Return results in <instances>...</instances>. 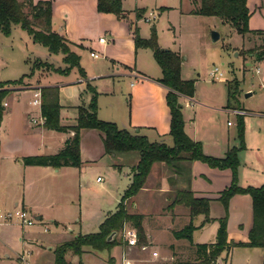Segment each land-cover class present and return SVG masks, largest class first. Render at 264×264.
I'll return each instance as SVG.
<instances>
[{
	"label": "crops",
	"instance_id": "0c3cea01",
	"mask_svg": "<svg viewBox=\"0 0 264 264\" xmlns=\"http://www.w3.org/2000/svg\"><path fill=\"white\" fill-rule=\"evenodd\" d=\"M40 1L48 0H32V3L35 5ZM187 1L188 7L190 8L189 14L195 16L193 11L199 8L200 0ZM51 2L52 29L67 39L70 50L79 56V60L81 52L88 51L89 57L90 53H95L98 55L97 59L104 57L109 61V64L104 65V70L100 73L92 76H87V74H85L86 79L84 80L76 78V80L65 81L61 79L66 76L53 73H41L43 76H38L42 79L38 80L37 78V80L28 81V90L14 88L15 90H11L7 94L3 102V104L6 105L3 107L0 121V173H4L9 177H6L4 179L5 181L0 183L4 186L3 198L0 201V214L5 211H12L15 208H22L29 213L32 219L41 222L42 225L50 223L55 228L67 230V225L70 223L69 220H66L67 223L65 224L58 220V217L50 216L47 213L49 210H53L57 207L61 199L65 200V204L68 208H70L74 202H77V205L81 207V194L86 187L85 177L96 166L98 167L101 161L104 162L106 156L109 158L108 162H104L106 163V168L122 171V174L127 180V184L125 183L124 189L121 190V192L116 191L115 195H113V201L115 203L113 210L108 211L106 215L104 214L103 218L99 220L97 226L99 229L104 219L113 214L115 209L117 210L116 207L120 202V198L131 182L132 173H129V166L122 157L121 161L120 157L117 155H106L103 149L101 134L91 129L82 130L80 133V167L63 166L60 168H52L25 166L22 162L23 158L55 155L64 148L66 142L69 141L72 136V133L69 132H56L47 130L43 127V124L39 121V109L30 104L33 89L36 87L56 86L60 90L63 86L78 83H84L86 85V82L99 79H111L112 82L114 79L127 81L129 82L130 89L126 100L131 105V108H125L128 112L127 116H124L123 111H121L120 128L126 129L131 133L143 135L150 142H162L167 140L169 137L170 115L165 101L167 89L158 83V80L161 78L160 68L158 67V76H148L144 72L137 70L135 63H133L131 59L125 60L113 56L112 45H109V40L113 41L114 39L111 31L105 32L108 37L99 33L100 35L98 34L97 39L93 33L94 30L99 27L100 21L105 20V18L111 19L115 22L118 28V34L124 39L129 53L132 51L135 52L132 31L134 25L131 22H133L132 20L135 18L136 11H144L139 22L144 16L147 17L149 14L155 16L152 21H156L160 13L167 12L171 8L163 6L155 8V10L147 13L146 9L135 6L133 9V18L128 16L125 20H118L112 14L98 13L96 10V0H51ZM246 3L250 13L248 20L249 30H264V0H247ZM123 11L129 12L124 8ZM139 22H137L138 32L140 29ZM169 30H172L174 33V28L171 25L169 26ZM101 37H104L106 40L104 44L98 42V39ZM95 46L97 50L94 49ZM159 46L162 49H167L161 44H159ZM178 54L180 55V53ZM38 73L40 74V72ZM254 75H256L257 85L255 87L251 85L250 88L246 90L245 96L252 97L255 93H258V96L262 98L264 102V60L257 63ZM224 81L225 80H221L219 82L226 84ZM97 94L99 95L98 92ZM181 97L184 98V96ZM90 98L91 95H83L79 92L78 104L66 107L71 113V120L63 121V118L60 117L61 124L64 126L73 125L76 119V108L81 104L87 105ZM192 99L197 100L195 94ZM226 104L227 94L225 106L211 107L205 105L203 108L219 111L224 114L234 111V115L243 116L245 148H247V145L249 146L250 142L248 135H246L247 120L253 125L255 134L258 136L256 137V135H254L256 139L251 142L264 141V111L259 109H242L243 111L232 108L229 109L226 108ZM199 106L202 105L192 106L191 108L195 109L194 112H201V114L204 115L209 114L205 109H199ZM61 108L63 107L61 106ZM182 115L185 133L193 141L201 144L202 152L205 156L222 159L229 149L239 146V143L234 144L233 138L228 132L219 131L218 133L216 127L211 124L208 125L206 133H202V131H199L197 128L195 121L184 115L183 109ZM105 122L116 124L109 120ZM228 125L229 123H227V126ZM263 147L264 146H261V149ZM246 150L240 151L237 155L239 161L237 169L238 186L241 188L260 187L264 185V152L263 155L259 152H255L257 155L255 154L253 161H251V155L250 157L245 155ZM125 156L127 155L125 154ZM255 169L259 172V176L256 177V180L252 179L255 176H253L250 181L246 182L243 180L245 175L251 172L253 173ZM98 178L100 177L96 178V183L102 185V180L98 182ZM230 181L231 173L229 170L212 169L199 161H181L174 167L167 166L163 163L154 164L147 177L145 186L128 203L129 206L136 209V211L133 210L135 212H129L130 214H137L143 217L142 227L146 238L145 249L130 247L126 241H122L120 245L108 251L106 261L108 262L110 258L109 264H124V261L127 260L132 264H157V261H155L157 259H161L158 261L159 263L160 261L164 263L168 259H171V262H173L180 256L182 253L181 251L188 253L192 257L194 254L192 245L211 244L215 241L216 231L218 229L217 219L223 216V208L217 201V198L219 193L229 186ZM100 190L107 191V188L102 186ZM182 190H189L196 197H203L209 200L210 222L203 224L204 216L199 215L191 218L188 209L181 205L172 204L175 193ZM148 199L151 200V203L159 200L161 209L155 212L148 208H144ZM72 218H74V214ZM190 222L195 227L192 233L191 243L185 239H175L173 233L180 231ZM250 226V197L248 195L233 196L228 205V241L246 243ZM20 227L22 229L26 228ZM15 228L16 226L13 223L0 226V246L4 252L13 250L18 243L23 246V243L28 241L25 240L23 236L24 232L21 231L22 234L19 231L16 232ZM129 228L133 229L132 226L127 223L124 225L121 232ZM205 230H210L209 233H211V235L213 234V240H208V242L193 240L198 233L204 232ZM72 231V229L69 230L70 233H72ZM44 232H47L46 228ZM209 236L210 235H208V237ZM51 249L52 248H49L48 250ZM150 249L158 250L161 257L154 258L152 256L153 251L149 252ZM133 250L141 255V258H131ZM148 253L150 254L147 259L145 258V254ZM234 255L240 256L242 264H252V256H255L256 260L259 258L260 264H264V249L259 248H232L227 254L223 253L218 261L223 260L226 264H234ZM4 257L10 259L7 254H5ZM16 259L20 261L18 257H16ZM50 263L52 264V261H50L49 264Z\"/></svg>",
	"mask_w": 264,
	"mask_h": 264
},
{
	"label": "rangeland",
	"instance_id": "374dc122",
	"mask_svg": "<svg viewBox=\"0 0 264 264\" xmlns=\"http://www.w3.org/2000/svg\"><path fill=\"white\" fill-rule=\"evenodd\" d=\"M187 3V0H123L122 8L130 12H124L126 16L125 19H127L128 16L133 18V9L135 6L146 9L147 13L155 10V8L163 6L171 8L167 12L160 13L159 17L156 18V21H152L153 19H150L146 14L147 17L144 16L140 22L139 20H136V18H133V22L131 23L134 27H137V22H139V34L142 38H147L149 36L150 28L153 25L156 29L159 44L170 51L180 53V56L182 57L180 76L183 80H191L194 82V94L197 98V100L193 99V101L190 102L188 99L180 97L184 115L193 119L197 128L199 131H202V133H206L208 125L212 124L216 127V130H218V133L219 131L225 133L228 132L233 138L234 144L239 143L237 138L236 115L231 112H226L224 114L219 111L217 112L203 108L205 105L211 107L225 106L226 101V84L213 80L209 76V73L212 69L217 68L219 71H223L225 77L224 82L234 79L240 82V93L237 96L238 105L233 103V106L245 110L259 109L264 111V102L262 98L258 96V93H255L252 97L245 96L246 90L250 88L251 85L254 87L257 85L256 75H254L257 62L254 61V56L248 54V51H254L258 47L264 45V42L261 41L262 36H240L236 34L228 24L222 22L218 18L190 15V8ZM146 18L150 19V21L145 20ZM170 25L174 28V33L172 30H169ZM107 31H111L114 38L113 41L109 40V45H112L113 56L125 60L131 59V61L135 63L137 70L144 72L151 77L158 76L159 68L153 60L151 51L138 48L135 49V52L132 51L129 53L124 39L118 34V28L113 20L105 18V20L100 21L99 27L94 30L93 34L96 39L99 33L108 37L105 33ZM212 32L217 33L219 36L216 41H212L211 39ZM94 49L97 50L96 46ZM80 56L79 65L87 76L102 72L104 70V65L109 64V61L104 57L92 60L89 57L88 51H82ZM37 58L52 64L54 67H64L61 62L60 54H49L44 47L33 43L28 34L19 27H15L8 37H5L0 33V82L4 83V81L18 80L25 74L28 76L30 74L32 63ZM38 75L40 77L43 76V74L35 72L32 76L25 77L22 81V85L19 86V89L28 90V81L37 80V78L38 80L42 79ZM76 78L80 79L78 71L74 69L68 74V76L63 77L61 80L70 81L76 80ZM88 83L92 87H95L96 91L99 93L96 101L98 119L115 122L120 128L121 111H123L124 116H127L128 112L125 108H131V105L126 100L130 89L129 82L116 79H114L113 82L111 79H99L89 81ZM9 89L14 88L9 87ZM79 92L83 95L89 94L84 83L72 84L60 88L59 103L63 107L60 110V117L63 118V121L71 120V113L66 107L78 104ZM196 105H202L199 106V109L203 108L208 111L209 114L204 115L201 114V112H194L195 109L191 107ZM227 123H229L228 126ZM243 135L245 136V128ZM246 135H248L250 142L249 146L247 145V148L243 151L247 149L245 155H247V157H250L251 155L250 159L253 161L254 155H257L255 152H259L263 155L264 147L261 149V146H264V141H255V143L251 142L258 136L255 134L253 125L249 120L246 121ZM254 135H256V137H254ZM162 142L168 146H172V140L170 137ZM126 155L127 156L121 154L118 157H120L121 161L122 158L125 159V162L129 166V173H132V168L135 167L137 163L138 153L131 152ZM108 161L109 158L105 156L104 162ZM104 162L101 161V166H96L85 177L86 187L81 194V207L77 205V202H74L73 205L68 208L65 204V200L61 199L58 206L53 210H49L47 213L50 216L58 217V220L65 224L67 223L66 220H69L70 223L67 225V230L63 228H55L50 223L42 225L41 222L38 221H35L32 226L22 229L13 221L12 223L16 226V232L23 231V236L25 240L28 241H25L23 246L18 243L13 250L6 252H4L0 246V264H49L50 261H52L53 264L56 247L65 243H71L77 235L96 233L98 231L97 226L99 220L103 218V215H106L108 211L113 210L115 204L113 201V195H115L116 191L121 192V190L124 189L125 183L127 184V180L122 174V171L106 168V163ZM253 176L255 177L252 178ZM258 176L259 172L255 169L253 173L251 172L250 174L245 175L243 180L246 182L250 181L251 178L256 180V177ZM6 177L9 176L0 173V183L5 181L4 179ZM97 177H100L102 180V185L96 183ZM102 186L106 187L108 192L100 190ZM3 193L4 186L0 184V201L3 198ZM126 208L127 212L136 211V209H133L129 204H126ZM144 208L156 212L161 209V205L159 200L151 203V200L148 199ZM6 212L10 211H5L3 213ZM73 214L74 218H72ZM45 228L47 229V232H44ZM71 229L73 230L72 233L69 232ZM209 231L205 230L204 232L198 233L193 240L198 242H208V240H213V234L211 235ZM127 232L134 234L136 237L135 230L129 228L128 230L116 234L112 240L117 242L126 241L125 236L126 234H129ZM208 235L210 236L208 237ZM144 246L145 245H138L136 237V246L133 247L141 249ZM49 248L52 249L48 250ZM152 251L157 252L159 258L160 254L158 250L150 249L149 252ZM181 252L182 253L177 259H192L188 253L184 251ZM5 254H7L10 259H6L4 257ZM149 254L150 253L145 254V258L149 257ZM16 257H18L20 261H18ZM107 257L108 251L106 250L95 251L91 248L84 247L80 256L74 254L72 251H67L64 259L66 264H109L108 262H110L111 259L109 258L107 262ZM131 258L138 259L141 258V255L133 250ZM252 259V264H260L259 258L256 260V257L252 256ZM159 260L161 259L155 260L157 261V264H163L161 263L163 261H160L159 263ZM170 262L171 259H168L164 263ZM217 264L226 263L223 262V260H220ZM234 264H242L239 255H234Z\"/></svg>",
	"mask_w": 264,
	"mask_h": 264
},
{
	"label": "trees",
	"instance_id": "16d2710c",
	"mask_svg": "<svg viewBox=\"0 0 264 264\" xmlns=\"http://www.w3.org/2000/svg\"><path fill=\"white\" fill-rule=\"evenodd\" d=\"M123 0H96L98 13L112 14L118 20L126 18ZM247 0H200L199 8L193 11L194 15L215 17L228 24L240 36H262L264 30L251 31L248 28L249 10ZM52 2L40 1L35 5L32 0H0V33L8 37L15 27L25 31L32 42L44 47L51 55H61L63 68L54 67L39 58L35 59L30 68V74L23 75L15 81L0 83V121L3 113V101L11 88H19L25 77L32 76L35 72L53 73L67 76L72 70H77L79 78L86 79L85 72L79 65V56L74 54L69 47L67 39L52 29ZM144 11L137 10L136 20H140ZM133 42L135 49L143 48L151 51L153 60L161 70L158 83L167 89L165 101L169 109V132L172 146L163 142H150L138 133H131L119 128L116 124L105 122L97 117V92L88 82L86 90L91 95L87 105L81 104L76 108V119L73 125L64 126L60 121L61 106L59 103V88L41 87V116L44 118L43 127L56 132L72 133L64 148L55 155L25 157L22 162L25 166H41L60 168L69 166L78 168L81 165L79 157V141L82 130H96L101 134L104 153L106 155H121L131 152L138 153V162L132 168L131 182L123 192L117 210L106 217L100 224L96 233L78 235L71 243L59 245L55 249L54 264H66L64 256L67 251L76 255L82 254L84 247L95 251H109L120 241H107L112 234L121 233L125 224L129 223L136 232L138 245H145L146 238L142 227V216L127 212L126 204L136 196L145 186L148 175L154 164L163 163L167 166H176L181 161H199L209 168L229 170L231 181L228 187L221 191L217 201L223 208V216L217 219L218 229L215 241L211 244L192 245L194 254L191 260H175L163 264H217L223 253L227 254L232 248H259L264 249V185L260 187L241 188L237 183V169L239 166L238 153L244 150V123L243 116H237V138L239 146L229 149L222 159L205 156L199 142L193 141L184 130L182 105L180 97L192 98L194 96V82L183 80L180 76L182 57L173 51L162 49L158 44L155 27L152 25L147 39L139 36L138 28L133 27ZM254 56V61L260 63L264 60V45L254 51H248ZM240 82L236 79L226 82L227 104L226 108L238 109L237 96L240 93ZM15 90V89H13ZM235 195H248L251 199V226L247 233L246 243L229 242L227 237L228 205ZM173 205H181L188 209L190 217L204 216V223L210 222L209 200L196 197L189 190L177 191ZM195 227L190 222L183 229L174 232L175 239H185L191 243Z\"/></svg>",
	"mask_w": 264,
	"mask_h": 264
},
{
	"label": "built area",
	"instance_id": "2783aa9c",
	"mask_svg": "<svg viewBox=\"0 0 264 264\" xmlns=\"http://www.w3.org/2000/svg\"><path fill=\"white\" fill-rule=\"evenodd\" d=\"M149 17L150 19L155 18V16H153L152 14H149ZM150 19L146 18L145 20L150 21ZM98 42L101 44H104L106 40L104 37H101L98 39ZM90 57L93 59H97L98 55L95 53H90ZM209 76L214 80L215 79L218 81L225 80L223 72L219 71L217 68L212 69L209 73ZM40 88L41 87H36L33 89L32 100L30 102V104L33 107L38 108L39 111H40V106H41V96H40V90H39ZM10 90H13V89H10ZM184 98L188 99L190 102L193 101L192 98H188V97H184ZM5 105L6 104H3V106ZM231 113H234V111H231ZM39 121L42 124L44 123V118L41 116V112L39 114ZM100 180H101L100 178L97 179L98 182ZM13 221L22 227H30L35 223V220L30 217L29 213L25 209H22V208H15L14 210L10 212L0 214V226L12 223ZM125 240L128 246L130 247L136 246V237L134 234L132 233L126 234ZM141 249H145V247H142ZM152 256L154 258H157L158 254L156 252H153ZM124 264H132V263L127 260V261H124Z\"/></svg>",
	"mask_w": 264,
	"mask_h": 264
},
{
	"label": "water",
	"instance_id": "95a60500",
	"mask_svg": "<svg viewBox=\"0 0 264 264\" xmlns=\"http://www.w3.org/2000/svg\"><path fill=\"white\" fill-rule=\"evenodd\" d=\"M218 38H219V36H218L217 33H215V32H212V33H211V39H212V41H216ZM115 235H116L115 233H112V234L107 238V241H111Z\"/></svg>",
	"mask_w": 264,
	"mask_h": 264
}]
</instances>
